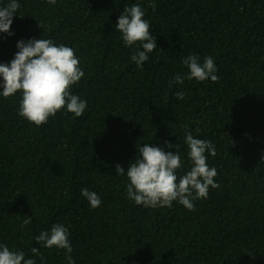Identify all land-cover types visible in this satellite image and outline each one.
<instances>
[{
	"label": "trees",
	"instance_id": "obj_1",
	"mask_svg": "<svg viewBox=\"0 0 264 264\" xmlns=\"http://www.w3.org/2000/svg\"><path fill=\"white\" fill-rule=\"evenodd\" d=\"M18 3L12 35L0 32V63L13 58L20 40L73 48L84 76L70 90L87 108L80 117L61 109L36 126L18 114L19 91L0 95V245L36 264H68L64 249L34 239L60 223L75 264H264V0ZM133 4L157 45L142 68L130 58L141 43L125 46L115 29ZM193 54L201 63L213 58L219 82L187 79L182 60ZM185 130L214 144L216 155H205L219 187L193 200L194 210L176 201L137 205L116 164L126 172L150 143L179 152V177L192 166ZM82 188L100 197L99 207ZM26 215L31 223L22 227Z\"/></svg>",
	"mask_w": 264,
	"mask_h": 264
},
{
	"label": "clouds",
	"instance_id": "obj_2",
	"mask_svg": "<svg viewBox=\"0 0 264 264\" xmlns=\"http://www.w3.org/2000/svg\"><path fill=\"white\" fill-rule=\"evenodd\" d=\"M55 4L56 0H48ZM154 7V5H153ZM18 0H8L0 7V32L12 35L10 25L17 10ZM145 13L139 4L126 6L121 11L115 29L121 33L125 46L140 42L143 50L136 49L131 60L137 68L149 59V53L156 48V41L150 32V24L143 19ZM17 52L8 63H0V95L7 98L21 93L18 114L36 126L47 123L50 116L61 109L80 117L87 108V101L72 94L71 87L84 76L79 67V58L73 48L64 44H56L51 39L31 38L27 41H17ZM188 68L187 79L219 82L215 74L217 66L211 56H205L203 63L197 55H189L182 60ZM184 76L176 75L174 82L182 84ZM173 81H170V85ZM176 98L182 100L184 92H176ZM184 142L187 145V156L191 162L190 170L178 177L177 170L182 166L178 151H165L164 147L144 143L139 147L138 155L123 167L120 163L115 166L117 175L126 177L129 183L126 192L129 199L137 205L145 207H171L174 201L188 210H194L193 200L208 196L209 187L217 188L214 177L215 167L207 164L206 153L216 155L214 144L207 139L194 138L190 131L185 130ZM168 148H178L169 141L164 142ZM264 155L261 156V161ZM90 206L95 209L100 206V197L87 188L81 189ZM31 223V217L26 215L22 227ZM69 229L63 224L54 223L47 231H41L35 236L36 243L45 248L64 249L68 264H75L72 256V246L68 239ZM33 256H39V249H30ZM0 264H36L33 258H26L23 251H12L7 245H0Z\"/></svg>",
	"mask_w": 264,
	"mask_h": 264
}]
</instances>
